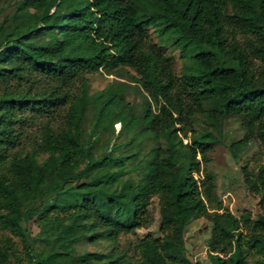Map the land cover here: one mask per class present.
Segmentation results:
<instances>
[{"label":"trees","instance_id":"1","mask_svg":"<svg viewBox=\"0 0 264 264\" xmlns=\"http://www.w3.org/2000/svg\"><path fill=\"white\" fill-rule=\"evenodd\" d=\"M149 28L179 51L180 73ZM123 67L135 71L131 82L148 95L140 114L126 99V82L90 93L89 74ZM40 82L46 85L37 87ZM0 85V226L26 240L21 218L39 220L45 243L39 252L28 245V260L18 264H110L121 234L151 224L154 198L161 239L139 240L140 264H154L151 252L190 264L185 232L201 218L211 224L207 264H264V167L243 169L263 210L244 222L223 207L214 176L202 169L227 119L245 127L243 138L229 145L233 158L254 140L264 146V0H59L55 6L18 0L0 23ZM89 105L96 115L84 143ZM62 107L61 125L42 127L43 162L35 153L10 156L27 113L50 116ZM196 115L205 123L199 131ZM117 123L128 143L155 142L138 180L122 179L126 160L137 153H93V136ZM85 238L111 241L113 248L78 252ZM8 244L0 248V264L9 260Z\"/></svg>","mask_w":264,"mask_h":264},{"label":"rangeland","instance_id":"2","mask_svg":"<svg viewBox=\"0 0 264 264\" xmlns=\"http://www.w3.org/2000/svg\"><path fill=\"white\" fill-rule=\"evenodd\" d=\"M18 0H0V23L10 16L15 8ZM40 5L55 6L59 0H36ZM150 39L158 44L168 57H171L176 66V72L180 73L182 62L178 50L172 48L169 44L159 41L157 34L152 28L147 29ZM135 71L129 67H123L109 73L104 70L89 74L90 93H96L109 87L114 82H126L129 84L126 93V99L133 105L135 113L140 114L145 109L148 95L143 88L131 82L130 75ZM46 85L40 82L38 86ZM2 85H0V88ZM67 107L60 108L57 112L50 116H41L33 113H27L30 121L23 128V134L18 145L10 151V156L16 154L35 153L38 160L43 162L48 153L44 152L42 144V127L45 123H49L54 129L59 127L65 117ZM96 115L95 109L89 105L85 119L81 124L82 140L86 143L91 134L92 122ZM183 127L182 124H179ZM205 126L203 118L199 115L195 116L193 129L199 131ZM120 124L117 123L112 129L105 132H98L93 136L94 143L93 153L95 156L110 153L114 157L122 158L133 153H137L135 158L126 160L125 169H128L122 179L132 178L138 180L141 177L143 166L151 156V150L155 146V142L151 138H140L133 143H128V136L118 135ZM222 135L214 145L212 150L207 154V161L202 160L203 171L210 172L217 183V194L225 209L234 214L237 218L244 219L248 216L254 221L258 215L262 213V199L260 195L250 192L244 182L243 169L248 168L249 171L258 173L260 168L264 167V146L259 141L254 140L250 147L240 155L238 159L233 158L229 151V145L237 141L245 135V127L239 119H227L221 123ZM189 136L191 133L188 134ZM187 142V140H186ZM201 159L202 157L199 156ZM115 170L118 168L114 166ZM204 175V174H203ZM196 177L199 176L196 174ZM84 180H79L82 182ZM151 224L145 228L137 230L134 233L121 234L119 236L118 249L116 253L108 260L110 264H140L141 251L138 249L139 240L154 238L161 239V215L158 198H154L149 208ZM61 216L66 215L65 211H60ZM41 222L39 220L28 221L24 216L19 222L21 232L27 235V239L15 234L12 230L4 229L0 226V248L6 246L9 241L10 247L9 260L6 264H18L17 259L21 258L27 261L28 245L32 246L34 252H39L45 247L43 236L40 234ZM251 225L244 224L245 233H249ZM211 233V224L201 218L194 220L187 227L185 232V258L190 264H207L208 263V241ZM113 245L108 240H98L91 242L85 238L77 244L78 252L101 251L108 253L112 250ZM252 259L258 258L253 254ZM149 258L154 264H181L164 261L158 254L151 252Z\"/></svg>","mask_w":264,"mask_h":264}]
</instances>
